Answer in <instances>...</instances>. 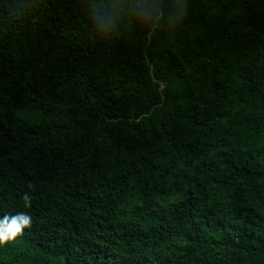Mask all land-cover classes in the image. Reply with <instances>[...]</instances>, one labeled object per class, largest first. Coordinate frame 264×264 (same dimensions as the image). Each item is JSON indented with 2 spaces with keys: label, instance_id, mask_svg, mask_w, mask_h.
I'll return each instance as SVG.
<instances>
[{
  "label": "trees",
  "instance_id": "1",
  "mask_svg": "<svg viewBox=\"0 0 264 264\" xmlns=\"http://www.w3.org/2000/svg\"><path fill=\"white\" fill-rule=\"evenodd\" d=\"M98 3L0 0V264H264V0Z\"/></svg>",
  "mask_w": 264,
  "mask_h": 264
},
{
  "label": "clouds",
  "instance_id": "2",
  "mask_svg": "<svg viewBox=\"0 0 264 264\" xmlns=\"http://www.w3.org/2000/svg\"><path fill=\"white\" fill-rule=\"evenodd\" d=\"M170 3L173 0H169ZM111 0H108V3H105V0H99V3L96 5L97 12H107ZM188 10V0H186L185 7L182 10H179L176 14V26L179 27L183 22L184 18L187 15ZM93 24L100 35H110L115 29L116 22L110 21L107 27L101 26L99 20L96 16H93ZM29 188H32L33 185L29 183ZM23 200L26 207H30L31 197L28 193L23 194ZM32 224V218L30 215L19 212L14 215H4L0 218V245L5 244L9 241L16 239L18 236L23 234L25 228H30Z\"/></svg>",
  "mask_w": 264,
  "mask_h": 264
},
{
  "label": "rangeland",
  "instance_id": "3",
  "mask_svg": "<svg viewBox=\"0 0 264 264\" xmlns=\"http://www.w3.org/2000/svg\"><path fill=\"white\" fill-rule=\"evenodd\" d=\"M225 5H226V8H228L229 7V3H227V2H225ZM196 8H194V10H195ZM188 10H192V9H188Z\"/></svg>",
  "mask_w": 264,
  "mask_h": 264
}]
</instances>
